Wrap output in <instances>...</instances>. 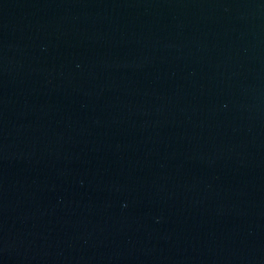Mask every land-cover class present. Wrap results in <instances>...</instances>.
Returning <instances> with one entry per match:
<instances>
[{"label": "water", "instance_id": "1", "mask_svg": "<svg viewBox=\"0 0 264 264\" xmlns=\"http://www.w3.org/2000/svg\"><path fill=\"white\" fill-rule=\"evenodd\" d=\"M0 264H264V0H0Z\"/></svg>", "mask_w": 264, "mask_h": 264}]
</instances>
